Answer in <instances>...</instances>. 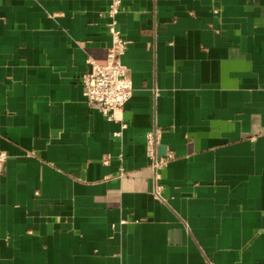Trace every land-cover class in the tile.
Wrapping results in <instances>:
<instances>
[{"label":"crops","instance_id":"crops-1","mask_svg":"<svg viewBox=\"0 0 264 264\" xmlns=\"http://www.w3.org/2000/svg\"><path fill=\"white\" fill-rule=\"evenodd\" d=\"M110 2L0 0V264H264V0H122L114 119Z\"/></svg>","mask_w":264,"mask_h":264},{"label":"built area","instance_id":"built-area-1","mask_svg":"<svg viewBox=\"0 0 264 264\" xmlns=\"http://www.w3.org/2000/svg\"><path fill=\"white\" fill-rule=\"evenodd\" d=\"M122 8V0H111L106 10L108 16V30L111 33L112 43L107 53L105 62L90 59V68L81 74L83 93L88 102L101 109L109 119L117 117L116 113L122 109L134 91L133 79L128 66L123 61V55L128 47V39L119 26L118 13ZM219 9H215L217 12ZM127 124L122 123V127ZM121 130L114 132L121 135ZM147 155L155 169V179L161 176V169L167 164V156L159 150V131L152 129L147 133ZM8 153L0 148V172L3 170ZM107 161V157H104ZM123 171V168H122ZM156 193L161 196V190L156 188ZM122 219L121 222H126Z\"/></svg>","mask_w":264,"mask_h":264},{"label":"water","instance_id":"water-1","mask_svg":"<svg viewBox=\"0 0 264 264\" xmlns=\"http://www.w3.org/2000/svg\"><path fill=\"white\" fill-rule=\"evenodd\" d=\"M159 149H160V151L162 150V146L161 145H160Z\"/></svg>","mask_w":264,"mask_h":264}]
</instances>
